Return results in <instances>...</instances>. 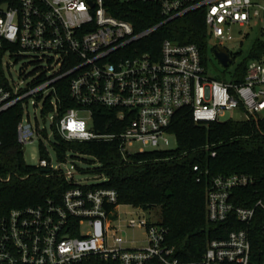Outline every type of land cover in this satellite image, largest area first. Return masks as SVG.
<instances>
[{
	"label": "built area",
	"instance_id": "2783aa9c",
	"mask_svg": "<svg viewBox=\"0 0 264 264\" xmlns=\"http://www.w3.org/2000/svg\"><path fill=\"white\" fill-rule=\"evenodd\" d=\"M138 5L155 7L164 20L138 29L113 12L131 14L127 8ZM198 11H205L209 45L215 39L234 41V26L256 25L264 32V0H0V114L21 104L20 143L42 138L39 119L33 123L26 112L32 105L43 117L50 102L54 120L56 85L69 79L77 107L60 120L61 136L80 142L118 140L125 157L169 147L170 127L184 108L192 111L197 123L223 122L235 110L245 111L244 120L264 123V53L249 62L244 81L227 82L207 74L196 44L145 43L161 26ZM213 47L216 51L223 46ZM22 60L34 67L28 74L15 72ZM95 108L116 112L122 130L92 131ZM135 145L140 146L137 151ZM69 158L70 153L66 162ZM39 167L63 174L74 187L60 203L15 209L1 220L0 264H264V248L261 256H254L247 229L211 239L201 259L185 261L168 244L169 230L163 223L119 212L121 206L140 207L121 204L116 189L102 186L109 181L106 176L93 173L97 182L91 185L76 182L75 171H62L50 159H41ZM255 183L248 174L214 178L207 193L209 222L225 223L235 215L250 226L257 211L264 212V198L254 207H242L232 196L234 190ZM96 225L102 227L101 235L84 233ZM129 228L146 230L144 246L126 245L128 240L119 233ZM262 229L264 241V222Z\"/></svg>",
	"mask_w": 264,
	"mask_h": 264
},
{
	"label": "trees",
	"instance_id": "16d2710c",
	"mask_svg": "<svg viewBox=\"0 0 264 264\" xmlns=\"http://www.w3.org/2000/svg\"><path fill=\"white\" fill-rule=\"evenodd\" d=\"M124 14H114L134 22L138 29L152 27L164 19L151 5L129 7ZM165 40L181 44L193 43L202 51L203 61L209 50V34L205 11L190 13L161 26L145 43L159 47ZM264 53V42L258 41L244 62L240 63L237 79L245 80L250 61ZM236 57H234V62ZM58 111L51 124L52 148L59 161L66 162L67 154L81 159L93 168H79L84 173L106 176L109 181L102 186L118 191L121 204L146 210L160 206L163 225L169 230L168 244L177 249L185 261L202 258L207 244L214 238H226L230 232L247 229L255 257L263 254L264 212L258 210L253 223L246 226L235 215L225 223H210L207 218V193L218 176L248 174L256 183L234 190L232 201L237 206L254 207L264 198V123L258 120H228L197 123L189 108L181 109L174 117L170 133L177 140L176 149L149 150L126 157L120 151L118 140L67 141L60 132V120L77 105L71 97L69 79L57 83ZM23 106L18 104L0 114V222L12 210L44 205L48 201L60 203L64 194L74 187L58 172L46 173L44 168L29 165L24 147L19 141L18 126L23 117ZM54 112L47 102L43 110L46 118ZM116 112L95 108L91 129L97 133H119ZM49 138L46 129H39ZM42 159H48V148L41 139ZM216 153V156H213ZM195 167L199 170L196 171ZM1 237V226H0Z\"/></svg>",
	"mask_w": 264,
	"mask_h": 264
},
{
	"label": "rangeland",
	"instance_id": "374dc122",
	"mask_svg": "<svg viewBox=\"0 0 264 264\" xmlns=\"http://www.w3.org/2000/svg\"><path fill=\"white\" fill-rule=\"evenodd\" d=\"M231 34L234 37V41H223L221 43L220 40H213L211 43L212 45H209V50L206 54V67H207V74L219 81H233L237 79V71L238 66L240 63L244 62L246 57L249 55V53L252 51L253 48H255V45L258 41L264 42V32L261 30L259 26H253L252 28H239L238 26H234L231 29ZM246 35H249L247 38H244ZM222 46L227 48L232 54L233 57H236L235 62L231 64L229 68H226L222 65L218 57L215 53V47L213 46ZM33 65H27L26 60L19 61L15 65V72H22L25 74H28L33 70ZM27 114L31 116V119L33 123H36V117L39 119L38 122V130L41 128H46L48 132L49 138L44 137H36L34 141L28 143L24 147V155L25 160L29 165L39 166L42 156L40 153V144L41 139L44 140L48 151H49V157L50 161L52 162L54 167H58L62 171L67 172L68 170H73L77 174L75 175V181L79 183H88V184H95L97 181L95 177L93 176V173H89L86 175H83L82 173L76 171L79 168L88 169L91 168V166L81 159H73L69 158L68 162L62 163L59 161L57 157V153L51 146L50 140L53 139V130L51 127V124L53 122V115L50 114L49 117H42L39 110L35 109L34 106H30L29 110L26 112V118ZM246 118V114L244 110H235L228 112L226 116L223 118L224 121L228 120H236L241 121ZM40 127V128H39ZM171 145L169 147L162 146L161 149H176L177 148V140L174 136L170 137ZM140 148L139 145H135L133 150L137 151ZM152 150V149H151ZM150 150V151H151ZM119 212L121 214H125L127 212L133 213L132 217L137 216H143L148 219L150 223H162L163 222V213L162 208L160 206L151 207L150 209L146 210L144 208H135V207H127V206H121L119 209ZM89 231H95L98 235L102 234V227L100 225H96L95 227H88L84 230V233ZM119 236L124 237L128 240L127 246L128 247H140L145 245V239H146V230L136 228L132 229L129 228L126 230L125 233H119Z\"/></svg>",
	"mask_w": 264,
	"mask_h": 264
},
{
	"label": "water",
	"instance_id": "95a60500",
	"mask_svg": "<svg viewBox=\"0 0 264 264\" xmlns=\"http://www.w3.org/2000/svg\"><path fill=\"white\" fill-rule=\"evenodd\" d=\"M215 53L224 67L229 68L231 66V64L233 63V59L227 48L219 47L218 49H216ZM44 171L46 173H49L50 169H44Z\"/></svg>",
	"mask_w": 264,
	"mask_h": 264
}]
</instances>
